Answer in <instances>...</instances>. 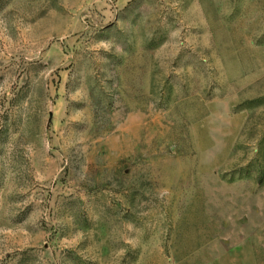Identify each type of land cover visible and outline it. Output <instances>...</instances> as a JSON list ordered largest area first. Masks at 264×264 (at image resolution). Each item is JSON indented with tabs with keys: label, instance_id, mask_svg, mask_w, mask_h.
Instances as JSON below:
<instances>
[{
	"label": "rangeland",
	"instance_id": "1",
	"mask_svg": "<svg viewBox=\"0 0 264 264\" xmlns=\"http://www.w3.org/2000/svg\"><path fill=\"white\" fill-rule=\"evenodd\" d=\"M0 264H264V0H0Z\"/></svg>",
	"mask_w": 264,
	"mask_h": 264
}]
</instances>
